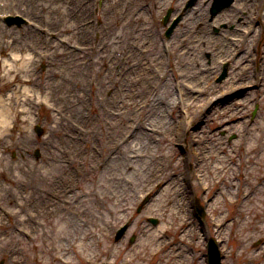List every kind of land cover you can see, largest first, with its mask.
Masks as SVG:
<instances>
[{
  "label": "rangeland",
  "instance_id": "obj_1",
  "mask_svg": "<svg viewBox=\"0 0 264 264\" xmlns=\"http://www.w3.org/2000/svg\"><path fill=\"white\" fill-rule=\"evenodd\" d=\"M32 1L34 7L28 0H0L2 13L27 8L26 16L35 20L31 27H36L39 35L50 37L42 35V40L34 33L42 43L33 44L28 39L32 35L29 28L6 26L0 19V46L6 50V55L0 53V59L4 64L22 51L25 60L11 61L10 67L18 70L16 73L32 89L26 94L35 97L31 109L27 104L16 106L13 101L4 132L0 128V264H63L56 261V256L74 263L107 264L114 257L103 254L104 240L113 246L125 245L126 252H132L141 245L148 249L146 242L151 234L158 237L151 246L166 244L161 253L146 258L148 264L161 263L166 258L171 259L170 264H190L181 258L182 254L188 259L194 256L191 264H205L210 237L219 250L226 248L230 254L223 258L221 252L222 264H250L252 254L257 258L251 264L264 261L257 251L264 244V190L258 205L231 204L226 201L229 195L221 197L220 205L206 202L210 195L219 198L221 192L217 196L214 192L222 182L229 185L231 193L234 186L243 187V175H237L244 170L237 168L238 150L248 140L262 139L257 135L264 133V79L258 63L251 61L258 48L263 47V32L258 38L264 20L259 0H239L235 4L237 11H231L224 20L221 17L225 10L216 16H211L207 8L201 10L210 0L195 2L190 11L187 0ZM167 8L178 16H182L181 11H188L170 39L164 38L161 24ZM258 10L260 15L255 18ZM41 26L56 35H49ZM248 27L253 29L250 34ZM225 34L227 41L221 43L219 38ZM228 41L237 49L233 58L237 62L220 51L229 48ZM33 57L36 62L30 61ZM131 64L133 68L129 67ZM223 65L227 75L218 81ZM85 66L88 73L86 69L78 87L68 71L80 67L84 70ZM241 66H249L244 74L252 77L244 86L239 84ZM3 70L0 64V98L6 100L11 91L20 98L23 84L17 82L11 90L13 87L3 82ZM128 71L132 77L123 78ZM48 78L50 88L46 84ZM139 78L153 84L142 85ZM232 79V87L228 88ZM235 86L238 89L224 97L222 103L214 101ZM188 90L189 98L185 94ZM18 108L28 111L19 114ZM174 121L183 128L173 131ZM35 124L43 129L40 136L33 131ZM217 143L224 147L225 153L220 155L226 156L229 164L228 178H216L221 184L211 178L219 175L214 169L201 176L198 160V156H205L209 164ZM34 149L39 151L37 156ZM136 149L143 150L137 160L131 157ZM230 150L235 151L232 158ZM160 153L169 155L166 163L152 157ZM258 156H252L258 167L253 180L264 179V160ZM52 157L59 160L53 162ZM153 169L155 174L143 187L147 185L144 176ZM115 177L127 184L124 191H120ZM158 177L163 181L155 182ZM192 184L185 196L181 192L169 195L175 203L166 201L170 191ZM260 185L264 188V181ZM152 188L156 190L150 194ZM41 195L47 200L40 201ZM180 198L183 203L177 205ZM98 203L103 208L101 214L95 208ZM200 205L205 209L203 218L209 230L197 215ZM106 206L115 209L116 214L110 215ZM249 207L254 208L249 213L254 221V225L249 223L250 228L241 230L232 221L230 225L224 221L223 227L216 225L223 215L229 219L239 214L234 220L240 222L249 215L244 213ZM89 211L99 225L94 231L101 235L97 241L84 238L93 230L88 224L81 226ZM150 217L156 218L157 223H151ZM128 221H133L132 227L115 241L116 230ZM87 227L91 229L86 230ZM237 230L243 233V241L237 238ZM86 243L92 247L84 246ZM240 249H245L241 258L236 256Z\"/></svg>",
  "mask_w": 264,
  "mask_h": 264
},
{
  "label": "bare ground",
  "instance_id": "obj_2",
  "mask_svg": "<svg viewBox=\"0 0 264 264\" xmlns=\"http://www.w3.org/2000/svg\"><path fill=\"white\" fill-rule=\"evenodd\" d=\"M29 2V5L33 6L34 7V4H33V1L32 0H28ZM35 3V2H34ZM237 3V2H236ZM32 7V8H33ZM259 8L260 9H263L264 11V0H259ZM33 10V9H32ZM191 10V9H189ZM233 12V11H237V7L235 4H233L230 8L228 9H225V12L224 14L222 15L221 19H225V18H228L230 14V12ZM83 13L86 14L87 13V7H84L83 9ZM257 15L259 16L260 15V12L258 10V13L256 14L255 18H257ZM196 16V15H194ZM259 18V17H258ZM116 18H114L113 20H115ZM104 21V20H103ZM106 21V20H105ZM108 23V26L111 25V21H106ZM92 26V25H90ZM261 35H262V31H264V20L261 22ZM30 31H28V33H32V35H29L28 36V39L31 40L33 42V44H35V42L38 44V43H42V41L38 38L41 37L42 40H45L44 37L42 35H39L38 34V31L32 27H28ZM1 30L3 29H0V35L3 34V31L1 33ZM251 29L248 27L247 28V31H250ZM225 32V31H224ZM34 33H37V35H35ZM250 32H248L249 34ZM264 35V34H263ZM80 38H82V36L80 35ZM221 39V40H220ZM219 40L222 42L224 41H227V39L222 36V38H219ZM35 41V42H34ZM144 41V40H143ZM264 41V38L263 40ZM232 41H228L229 43V48L225 49V48H220V51H223L225 52L227 55H235L236 54V50L237 49H234L232 48ZM30 46L32 48H34L33 45L30 44ZM217 48H219V46H217ZM13 49L15 50V47H13ZM87 52L89 53H92L90 50L86 49ZM234 52V53H233ZM0 53L3 55H6V50L4 49L3 46H0ZM251 56V55H250ZM221 57V56H219ZM247 57V56H245ZM244 57V58H245ZM16 61H20L22 62L24 60V57L22 55H16V54H13V57ZM10 58V59H12ZM241 59H243V56L241 57ZM154 59L151 58V62L153 61ZM251 61L252 62H255V63H258V66H260V68H262V71H264V44H263V47L262 49L261 48H258V51H257V54L251 58ZM1 62V65L3 66L4 70H3V82L6 84V85H9L10 87H13L11 90L14 89V86H16V84H18L17 82H21L23 85H19L21 86L22 90L20 91V95L18 98L17 96H14V93L13 91H11L9 93V96L6 98V100H3V97L0 98V128L3 127V132L5 130V124L7 122V113H10V107L13 105L12 102L15 101L16 103V106L17 105H25L27 104L29 106V108L31 109L33 106H34V103H33V99L35 97H32L31 95H28L26 93H31L32 89L29 88V86L24 83V80L22 79V77H19V75L16 73L18 72V70L16 69H13L12 67H10V64H6V63H2V60H0ZM131 60L128 61V63L126 64H130ZM113 64V63H112ZM119 64V63H118ZM145 64L147 65V67L149 68H152L147 62H145ZM31 65H35L34 63H32ZM130 68H133V65L131 64L129 66ZM33 67L30 66V70H32ZM52 69H55V68H52ZM87 69V73H88V66H85L84 67V70H82V68L80 67L79 69H77L76 71H68L69 72V77L70 78H73L75 80V84L79 87V83H80V79L82 77H85L86 76V73H85V70ZM247 69L248 67L245 66L243 69H242V66L240 67V76L239 78L242 80H240V85L241 86H244L245 84H247L248 82H251V79L252 77H250V75H247V74H244V72L246 71L247 72ZM72 70V69H71ZM131 73L128 71L125 73V76L123 78H126L128 79V76H131L130 75ZM235 75V74H234ZM132 77V76H131ZM157 77L159 79L162 78V76L160 74H157ZM144 78V77H143ZM143 78H139V81H141L140 83L143 85L145 84L147 86V84H153V81H151L150 83H148V80L147 79H144L143 81L141 79ZM264 79V78H263ZM121 80H124L121 78ZM46 84L48 85V87L50 88V78H48L46 80ZM232 84H233V79L229 82V86L228 88H231L232 87ZM36 86V85H35ZM208 87V86H207ZM239 86H235L233 89H229L227 90L225 93H223L222 95H220L218 98H215V102L218 104V103H222V99H224V97H227V96H230L234 90L238 89ZM37 88V86H36ZM209 88V87H208ZM202 92L204 91V89L201 90ZM186 96L187 98H189L191 96V91H187L186 93ZM251 96V95H250ZM18 98V99H17ZM210 98V97H209ZM249 98V97H248ZM17 99V100H15ZM146 99V98H144ZM145 103H146V100H143ZM17 112L19 114H26V112L28 111L27 108H18L16 109ZM223 110V109H222ZM141 111H144L143 109H141ZM264 121V119H263ZM183 127L182 126H179L177 125L176 121H174V123L172 124V129L173 131L175 130H180L182 129ZM0 134H2V131L0 132ZM258 137L261 136L262 139L260 138H256L255 142H253L254 140H248L245 145L243 146V148H240V155H241V159H240V163L241 164H245L246 161L254 156V155H259L258 158L264 160V133H262V135L258 134L257 135ZM2 137H0L1 139ZM2 142V140H1ZM0 142V145H2V143ZM5 144V142L3 143ZM213 147L215 148V151L217 154H219V152H221L223 149H222V146L217 143V146L215 147V145H213ZM135 151H137L136 153H134V155H131V157H133L134 159H139L142 154H143V150L142 149H136ZM258 151V152H257ZM134 152V151H132ZM233 152V150H232ZM91 156H95V154H91ZM130 157V156H129ZM153 158H160L162 160L163 163H166V158L169 157L168 154H164V153H160L158 156L157 155H152ZM201 156H198V160L201 161ZM215 159H216V165L213 166L215 170L218 171L219 173V177L220 176H223V177H227L228 178V160L227 158L225 157H218V156H215ZM214 159V160H215ZM57 160H59L58 157H52V161L53 162H56ZM204 162H205V159H203L202 161V165H204ZM253 163V162H252ZM256 165V162L253 163V165L248 168V169H245V174L247 175V192H246V195H245V201H244V204L247 205V204H252V205H258L259 202L262 201V195L261 193H263V190L264 188H261V187H258L256 185H253L252 183L254 182L253 179H251L252 177L249 176V175H256V171L258 169V167L255 166ZM164 169H167V166H165ZM151 172H147V176H144L145 178L143 179V182L146 183L147 185H143L144 186H148L149 182L151 181V175L155 174L154 169L153 170H149ZM231 175V173H230ZM154 177V176H153ZM116 178V183L119 184V188H120V191H124L125 190V185H127L126 183H121L117 177ZM162 177H158V179L155 181L157 182L159 179H161ZM161 181H163V179H161ZM160 182L157 183V185L159 184ZM156 185V186H157ZM191 187H193V184L192 185H188L186 189H183V188H178V189H174L172 191L169 192L168 196L166 197V201H172L175 203V201L171 198L169 199V195L172 194V193H182L183 196L186 195V193H188L187 190H191ZM65 191V189H63ZM156 189L152 188L151 189V192L150 194H153L155 192ZM169 190V188H167V191ZM180 193V194H181ZM184 198V197H183ZM183 198H180V200L176 203L177 205H181L183 203L182 199ZM47 200V197H45L44 195H41L40 197V201L41 200ZM219 198L216 200L218 201ZM68 204H70L68 202ZM43 208V207H41ZM95 208H96V211L101 214V211L103 210L102 206L99 205V203L97 205H95ZM105 210L111 215H114L115 213V209L114 210H111L109 207H104ZM253 207H249L248 209H246V213L249 214L251 212H253ZM40 212H43V210L41 209ZM74 213L77 212L76 209H74L73 211ZM85 213V212H84ZM116 214V213H115ZM79 216H83V215H79ZM72 218V216H71ZM96 216H94L93 213H91L89 211V214L85 213V219L83 221V224L81 226H83L84 224H88L90 225L91 227H93V230L89 227L85 228L86 230L88 229H91L89 230L87 233L84 234V238H95L96 241L99 240V236H101L100 234L94 232V231H98V230H95L96 228L99 227V225H97V221L95 220ZM251 218L252 216L249 214L248 217H245V219L241 222V227L242 229H244L245 227H248L250 224H251ZM250 223V224H249ZM249 224V225H248ZM78 226H80L79 224H77ZM101 230V228H100ZM159 232V231H157ZM98 235V236H97ZM157 235L156 234H151L149 235V239L150 241L149 242H146V246L148 247V249H145L142 245L139 246L138 248H136V250H133L132 252H126V246H113L112 244H108L105 240H104V245L102 247V252L104 255L108 257H114L112 258L109 263L110 264H148V263H145L147 261L146 258L150 257V255L152 254H155V253H161L162 251V248H163V245L164 243H159L158 245H154V246H151V242L157 240L158 237H156ZM81 240H83V238H81ZM83 243V242H82ZM84 246H87L88 248L92 247V244H84ZM243 253V250L239 252V254H242ZM99 254V253H98ZM84 255V253H83ZM91 255H94V253H92ZM115 256L117 258H120V261L116 260ZM163 258H164V255H161ZM167 256L171 257L172 254H168ZM82 256H80L79 259H81ZM181 258L184 259L185 262H190V264L194 261V256H189V259L187 256H184L183 254L181 255ZM54 259V258H53ZM56 261H59V256H56L55 257ZM54 259V260H55ZM170 260L169 258H166L164 261H162L161 263H157V264H170ZM190 260V261H189ZM61 262V260H60ZM62 263V262H61ZM82 262L81 261H75V263L72 261L71 264H81Z\"/></svg>",
  "mask_w": 264,
  "mask_h": 264
}]
</instances>
